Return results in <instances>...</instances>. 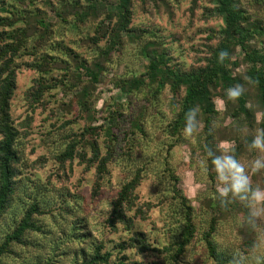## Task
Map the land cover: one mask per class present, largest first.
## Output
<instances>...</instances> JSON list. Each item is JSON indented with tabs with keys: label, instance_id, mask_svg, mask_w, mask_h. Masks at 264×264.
I'll list each match as a JSON object with an SVG mask.
<instances>
[{
	"label": "rangeland",
	"instance_id": "rangeland-1",
	"mask_svg": "<svg viewBox=\"0 0 264 264\" xmlns=\"http://www.w3.org/2000/svg\"><path fill=\"white\" fill-rule=\"evenodd\" d=\"M119 2L0 0V145L12 133L17 152L0 249L32 218L0 264H264V206L221 199L208 156L234 155L264 187V0H234L247 40L191 136L182 78L225 39L216 1L132 0L124 27Z\"/></svg>",
	"mask_w": 264,
	"mask_h": 264
},
{
	"label": "trees",
	"instance_id": "trees-1",
	"mask_svg": "<svg viewBox=\"0 0 264 264\" xmlns=\"http://www.w3.org/2000/svg\"><path fill=\"white\" fill-rule=\"evenodd\" d=\"M217 4V10L224 16L225 29L224 35L225 39L220 42L217 48L214 50L210 65L204 74H191L182 81L188 85L186 97L184 100V115L188 113L190 109L202 105L206 111H212V104L210 102V90L209 85L213 83L216 79L221 78L226 81H230L229 70L227 68V61L229 60L227 56L221 60L220 53L226 52L231 45V41L237 38L238 43H244L247 37L242 32V13L234 6V0H215ZM131 2L132 0H120L119 10H120V24L124 27V21L128 22L131 15ZM6 6L1 7L0 11H7ZM1 13V12H0ZM3 20V16L0 15V21ZM32 20H26L24 22V28L21 32L27 31L28 34L36 33L37 26L31 24ZM38 22V21H37ZM31 35V34H30ZM152 75H157V68L159 67L156 62H152ZM1 69V66H0ZM96 73V72H95ZM97 74V73H96ZM264 83L261 82V84ZM264 93V84L261 85ZM14 138L12 133L7 134L0 145V216L6 209L11 200V196L14 193V168L13 163L17 160V152L14 148ZM32 218L29 216L26 221L17 227V230L9 235L5 240L4 245L0 249V253L7 250V245L13 240L19 241L22 235L28 230V224ZM96 260L107 261L106 258L100 253L97 254Z\"/></svg>",
	"mask_w": 264,
	"mask_h": 264
},
{
	"label": "clouds",
	"instance_id": "clouds-1",
	"mask_svg": "<svg viewBox=\"0 0 264 264\" xmlns=\"http://www.w3.org/2000/svg\"><path fill=\"white\" fill-rule=\"evenodd\" d=\"M226 56V52L220 53L221 60ZM226 94L230 100H235L241 96L242 89L240 86L232 87ZM196 130V109L193 108L186 114L184 134L191 136ZM252 147L264 150V133L257 135L252 141ZM208 156L211 157V165L216 174L217 192L221 199L227 198L231 194L232 197H239L242 200L248 199L254 205L264 206V187L252 186L251 177L239 159L227 153L214 155L211 151H209ZM262 168H264V163L259 160L253 164L255 171Z\"/></svg>",
	"mask_w": 264,
	"mask_h": 264
}]
</instances>
